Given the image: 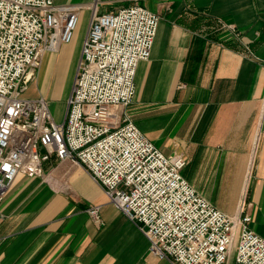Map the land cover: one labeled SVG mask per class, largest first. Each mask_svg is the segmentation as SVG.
<instances>
[{
	"label": "crops",
	"instance_id": "0c3cea01",
	"mask_svg": "<svg viewBox=\"0 0 264 264\" xmlns=\"http://www.w3.org/2000/svg\"><path fill=\"white\" fill-rule=\"evenodd\" d=\"M126 4L160 20L135 98L121 112L163 154L185 158L182 175L201 196L229 216L248 214L264 239V0ZM82 14L72 42L43 56L36 83L51 101L67 104L71 93L90 21ZM95 205L101 222L87 212ZM0 210V264H172L69 160L18 176Z\"/></svg>",
	"mask_w": 264,
	"mask_h": 264
},
{
	"label": "built area",
	"instance_id": "2783aa9c",
	"mask_svg": "<svg viewBox=\"0 0 264 264\" xmlns=\"http://www.w3.org/2000/svg\"><path fill=\"white\" fill-rule=\"evenodd\" d=\"M92 0H0V205L18 176H42L44 163L69 160L97 182L143 233L150 251L172 264H264V239L248 214L232 217L183 177L182 155L166 156L121 112L135 76L151 57L160 17L128 4ZM89 4V5H87ZM90 10L67 108L55 120L45 97L24 94L45 53L69 44ZM100 205L88 214L101 222ZM3 219L0 210V222Z\"/></svg>",
	"mask_w": 264,
	"mask_h": 264
},
{
	"label": "rangeland",
	"instance_id": "374dc122",
	"mask_svg": "<svg viewBox=\"0 0 264 264\" xmlns=\"http://www.w3.org/2000/svg\"><path fill=\"white\" fill-rule=\"evenodd\" d=\"M76 1H80V2H90L91 0H76ZM57 2L58 3H70L71 0H63V1L62 0H57ZM126 3L127 2H125V3H122V2H118V3L117 2H114L112 4H105V5H103L101 7V12H106L108 10L115 9L116 7L122 6L124 4L125 5H128ZM89 11L90 10H88V9H86L84 11L85 12L84 24H85V22H88V17L90 16V14H89L90 12ZM82 16H83V14H82ZM42 61H43V59L41 60L40 67H39V69H37V71L35 73V76H34L32 82L30 84V87H29L28 91L24 94V97H27V98H37V97H40L41 96L42 91L40 90V88L37 85L36 81H37V79L39 77L40 69H41V66H42ZM76 70H77V67L75 68V73H76ZM59 73H60V75H59L58 79H60V77L63 76V73L61 75L60 70H59ZM61 79H62V77H61ZM73 81L74 80L71 79V81H70V83H69V85L67 87L68 92H71V90H72L73 83H74ZM45 82H46L45 83V87L47 85L49 86V84L51 82V78L48 77ZM61 83H62L61 81H58V83H57V86L60 87V90H61V88L63 86V84H61ZM68 94H70V93H68ZM42 97H44V96H42ZM46 99L50 102V108H51V111H52V114H53L55 120L58 121V122L59 121L62 122L64 120V116H65V113H66L67 104L66 103H63V102H60V101H51V98L50 97H48ZM229 264H234V255H232V259H231V261H230Z\"/></svg>",
	"mask_w": 264,
	"mask_h": 264
},
{
	"label": "bare ground",
	"instance_id": "6f19581e",
	"mask_svg": "<svg viewBox=\"0 0 264 264\" xmlns=\"http://www.w3.org/2000/svg\"><path fill=\"white\" fill-rule=\"evenodd\" d=\"M88 5V4H87ZM61 80V79H60ZM59 89V88H58Z\"/></svg>",
	"mask_w": 264,
	"mask_h": 264
}]
</instances>
